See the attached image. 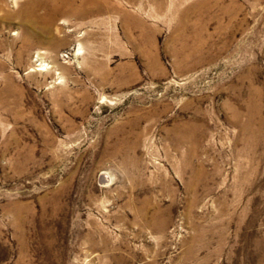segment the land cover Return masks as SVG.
Masks as SVG:
<instances>
[{
    "label": "rangeland",
    "instance_id": "1",
    "mask_svg": "<svg viewBox=\"0 0 264 264\" xmlns=\"http://www.w3.org/2000/svg\"><path fill=\"white\" fill-rule=\"evenodd\" d=\"M101 1L0 0V264H264V0Z\"/></svg>",
    "mask_w": 264,
    "mask_h": 264
},
{
    "label": "bare ground",
    "instance_id": "2",
    "mask_svg": "<svg viewBox=\"0 0 264 264\" xmlns=\"http://www.w3.org/2000/svg\"><path fill=\"white\" fill-rule=\"evenodd\" d=\"M14 1L18 2V0H14ZM75 2H79V6H75ZM100 2L103 3L102 4L103 7L114 9V11L121 17V19L123 21H126L128 19L129 20H133L135 22V26L136 27L142 28L145 31L146 25L138 17H132L126 11L117 10V9L113 8V7H120V5H118V3L114 4V3H109V2L101 1V0H50V7H52L54 13L48 15L45 24H48L50 26L51 22L54 20L55 12H57V10H59L58 7H65L66 8L65 11L67 10V11H70V12H73V13H77V14H79L81 12V14H82L83 10H81L79 12V11L75 10L74 7H83V6L84 7H91V6H93L95 4H98ZM159 6H161V5H159ZM0 7H2V5H0ZM23 7H25L26 10L24 12H20L19 10H17L16 11L17 15H21V16L25 15L27 19H29V20H31L33 22L35 20V14L31 10V7H34V6L31 5L28 2L27 3L25 2ZM61 13H62V11H61ZM173 14L175 16V19L178 17V26L183 30L184 27H185L186 19L191 18V17L190 16L187 17L185 11H182V12L178 11L177 8L173 9ZM2 16L13 17V13H9V12L4 11ZM195 20H197V19H195ZM196 23H197V21H195V24L192 25L193 28H195ZM188 35L192 36L193 38H198L199 37V33H198L197 30H195L194 33L188 34ZM145 36H146V33H143L141 39H143V37H145ZM151 44L154 45V43L152 41H151Z\"/></svg>",
    "mask_w": 264,
    "mask_h": 264
}]
</instances>
